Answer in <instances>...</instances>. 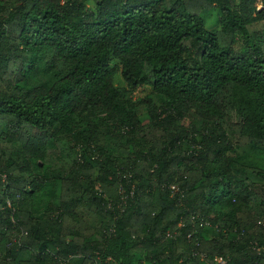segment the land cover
Returning <instances> with one entry per match:
<instances>
[{"label":"trees","instance_id":"trees-1","mask_svg":"<svg viewBox=\"0 0 264 264\" xmlns=\"http://www.w3.org/2000/svg\"><path fill=\"white\" fill-rule=\"evenodd\" d=\"M219 260L264 264V0H0V264Z\"/></svg>","mask_w":264,"mask_h":264},{"label":"rangeland","instance_id":"rangeland-1","mask_svg":"<svg viewBox=\"0 0 264 264\" xmlns=\"http://www.w3.org/2000/svg\"><path fill=\"white\" fill-rule=\"evenodd\" d=\"M210 21H211L210 22L211 25L214 24L213 22L215 21V14L212 15V19ZM213 29H216V25L213 27ZM151 94H152L151 93V87L146 86V87L138 90L137 93H135L133 95V98H135V99H143L146 97H152L153 98V96ZM126 96H128V95H126Z\"/></svg>","mask_w":264,"mask_h":264},{"label":"built area","instance_id":"built-area-1","mask_svg":"<svg viewBox=\"0 0 264 264\" xmlns=\"http://www.w3.org/2000/svg\"><path fill=\"white\" fill-rule=\"evenodd\" d=\"M219 262H220L221 264H225V262H223L222 260H219Z\"/></svg>","mask_w":264,"mask_h":264}]
</instances>
